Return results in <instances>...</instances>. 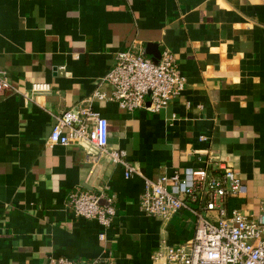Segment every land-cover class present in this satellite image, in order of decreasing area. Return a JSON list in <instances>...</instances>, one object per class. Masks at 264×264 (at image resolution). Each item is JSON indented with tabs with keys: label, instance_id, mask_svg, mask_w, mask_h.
<instances>
[{
	"label": "crops",
	"instance_id": "0c3cea01",
	"mask_svg": "<svg viewBox=\"0 0 264 264\" xmlns=\"http://www.w3.org/2000/svg\"><path fill=\"white\" fill-rule=\"evenodd\" d=\"M165 49L186 81L180 96L158 113L110 100L104 78L118 52L153 60ZM0 71L12 85L0 95V264H155L164 243L193 238L189 211L170 221L142 212V178L125 179L122 167L82 147L47 145L56 118L84 106L108 120L110 147L145 178L185 168L217 174L225 163L245 186L226 207L260 215L264 0H0ZM34 83L52 92L25 99ZM76 190L113 198L110 228L74 215Z\"/></svg>",
	"mask_w": 264,
	"mask_h": 264
},
{
	"label": "built area",
	"instance_id": "2783aa9c",
	"mask_svg": "<svg viewBox=\"0 0 264 264\" xmlns=\"http://www.w3.org/2000/svg\"><path fill=\"white\" fill-rule=\"evenodd\" d=\"M104 81L113 89L110 100L130 113L143 109L158 113L186 86L177 59L168 49L162 51L158 63L130 50L118 52ZM11 89L7 72L0 71V95ZM52 89L49 83H34L23 97L33 101ZM93 98L105 96L95 92ZM71 144L122 167L127 180L142 178L145 191L140 209L147 216L170 221L179 212L189 211L195 217L193 238L178 246L164 243L152 256L155 264H264V206L256 219L226 207L227 200L245 192L241 179L227 164L221 163L217 174L206 168H185L172 176L147 179L128 161L125 151L110 147L109 122L91 106L66 111L56 118L47 145ZM113 203L112 197L85 190H76L70 197L77 218L97 221L104 228L112 226L117 214ZM100 238L103 240L104 234ZM47 264L90 263L51 257Z\"/></svg>",
	"mask_w": 264,
	"mask_h": 264
},
{
	"label": "water",
	"instance_id": "95a60500",
	"mask_svg": "<svg viewBox=\"0 0 264 264\" xmlns=\"http://www.w3.org/2000/svg\"><path fill=\"white\" fill-rule=\"evenodd\" d=\"M148 47H154V44H150ZM160 58H161V53L158 51V53L155 54V58L153 59V62L158 63Z\"/></svg>",
	"mask_w": 264,
	"mask_h": 264
}]
</instances>
